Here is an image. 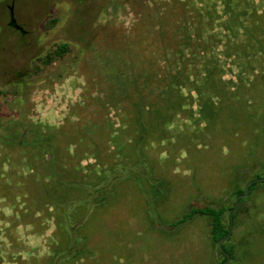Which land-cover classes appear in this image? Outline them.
Segmentation results:
<instances>
[{
	"label": "rangeland",
	"instance_id": "rangeland-1",
	"mask_svg": "<svg viewBox=\"0 0 264 264\" xmlns=\"http://www.w3.org/2000/svg\"><path fill=\"white\" fill-rule=\"evenodd\" d=\"M233 5L186 40L183 0H0V114L49 137L40 160L0 143V264H264V0ZM256 173L224 260L207 215L180 218Z\"/></svg>",
	"mask_w": 264,
	"mask_h": 264
},
{
	"label": "trees",
	"instance_id": "trees-1",
	"mask_svg": "<svg viewBox=\"0 0 264 264\" xmlns=\"http://www.w3.org/2000/svg\"><path fill=\"white\" fill-rule=\"evenodd\" d=\"M234 0H183V4L186 8V11L184 14H186V18H185V29H184V34L183 37L188 40L194 39V33L196 32L202 34V36H204L203 31L206 30H210L209 33L206 35V38H211L214 37V33L215 30H211V26L209 27V25L211 22H213L215 20V18L217 16H220L219 14H222L221 16L224 17V15H226L225 20H228L231 22V24H235L238 21H240L241 19L239 18V16L237 14L234 13ZM188 9H190V12H188ZM189 16V17H188ZM222 17V18H223ZM191 19L195 20L194 21H189ZM189 22H190V26H189ZM12 28H15L13 25L9 24ZM209 27V28H207ZM207 28V29H206ZM202 29H206V30H202ZM162 30V29H161ZM21 32V30H20ZM161 33H163V31H160ZM158 32V33H160ZM197 40V39H196ZM65 44L62 43L58 46V50L56 52L61 53L64 49H65ZM176 50L175 52L180 51L182 53L181 50V44L180 43H176L175 44ZM190 54V53H189ZM177 66L175 67V71L172 77H170L168 79V81L165 83V86L169 87L168 90L170 88H172L173 85L177 86V83L175 82V80L177 78H179V76L183 73V71L186 69V66L188 65V62L185 61L183 63H179L176 64ZM151 68H146V67H142L141 68V74H137L138 79L140 80V85L142 86H147L149 85V70ZM138 73V72H137ZM177 92V90H176ZM177 97L172 96V91L169 92L168 97L167 98H163V100H168V107H169V112L168 114H171L172 111L170 110V107L174 106V102L176 101ZM138 104V108L134 109L136 111V115L135 118H140L141 121H143L145 123V121H147V116L149 118L152 117V113L154 111H149L146 109L143 110V107H141V110L139 108V104L140 103H136V106ZM203 104V111L205 113V115L207 116H211L213 114V109L215 108L214 106V102L210 99L205 100L204 102H202ZM143 106V105H142ZM150 112V114L148 115L147 113ZM171 112V113H170ZM160 114L157 113L156 111V115H155V119L157 117L162 118L161 116H159ZM140 121V124L142 123ZM143 124V123H142ZM152 128V127H150ZM149 132V131H148ZM41 137L40 143H38L37 140V136L39 135ZM43 134L47 135L46 138L48 137V134H46L45 130L41 131L38 128L33 127V125H30V121L27 120H21L19 117H6L2 114H0V143L1 144H5V145H9V146H13V145H20L23 148H26L27 151L29 152V158L35 157L36 159H43L44 157V153H42V151H38V148L40 146H42L45 143H42L41 139L45 138L43 137ZM146 134V132L144 133ZM33 150V151H32ZM32 151V152H31ZM37 152V153H35ZM53 162V161H52ZM51 162L49 163V167H50ZM35 168V167H34ZM260 173H256L255 176L253 178H255L254 180H251L250 184L248 185V195L250 192L253 191V189L256 187V185L258 184L259 181H261V179L257 180L260 177ZM251 178V179H253ZM257 178V179H256ZM243 187L239 184L235 185L234 187V194L235 196L239 195L240 193L243 192ZM243 197V196H242ZM241 196L238 197V203L243 199ZM234 207V202L231 206L224 205V204H218V205H205L203 207H190L188 211H186L180 219H185L188 216H192L196 213H201L204 215H207L209 217V224H210V235L213 241L217 242L219 238L225 236L229 230L230 227V223L231 221H234V217L235 215H237L239 213V207L237 205L236 209H234V211H232ZM227 211L228 214V218L225 221L224 220V215ZM180 219H178L176 222H178ZM71 227H69V229H71ZM222 246V253H223V258L224 260L229 257L233 258V251L231 249V247H227L226 244L224 242L221 243ZM72 244H70L68 246V248H71Z\"/></svg>",
	"mask_w": 264,
	"mask_h": 264
},
{
	"label": "water",
	"instance_id": "water-1",
	"mask_svg": "<svg viewBox=\"0 0 264 264\" xmlns=\"http://www.w3.org/2000/svg\"><path fill=\"white\" fill-rule=\"evenodd\" d=\"M13 20H14V18H13V16H12V21H13ZM250 182H251V181H247V182L245 183L244 187H243V192L240 193L238 196L235 197V205H234L232 211H233V210L235 209V207H236V203H237L238 197H240V196L242 197V196L246 195V193H247V191H248V185L250 184ZM229 235H230V229L228 230V232H227V234H226L225 236H223V237H221V238L218 239L217 244H218V247H219L220 250L223 249L222 246H221V243H222L224 240H226V239L229 237ZM227 257H228V256H227Z\"/></svg>",
	"mask_w": 264,
	"mask_h": 264
},
{
	"label": "flooded vegetation",
	"instance_id": "flooded-vegetation-1",
	"mask_svg": "<svg viewBox=\"0 0 264 264\" xmlns=\"http://www.w3.org/2000/svg\"><path fill=\"white\" fill-rule=\"evenodd\" d=\"M12 16H13V12H12V6H9V21L8 23L13 25L15 28H17L18 30L22 31V27L15 21V19L12 21ZM14 18V16H13Z\"/></svg>",
	"mask_w": 264,
	"mask_h": 264
}]
</instances>
